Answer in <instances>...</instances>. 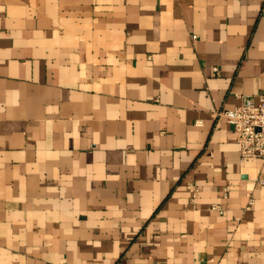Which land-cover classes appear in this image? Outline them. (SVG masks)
<instances>
[{"label": "crops", "instance_id": "obj_1", "mask_svg": "<svg viewBox=\"0 0 264 264\" xmlns=\"http://www.w3.org/2000/svg\"><path fill=\"white\" fill-rule=\"evenodd\" d=\"M263 91L264 0H0V264H264Z\"/></svg>", "mask_w": 264, "mask_h": 264}, {"label": "built area", "instance_id": "obj_2", "mask_svg": "<svg viewBox=\"0 0 264 264\" xmlns=\"http://www.w3.org/2000/svg\"><path fill=\"white\" fill-rule=\"evenodd\" d=\"M215 71L219 72L217 68ZM218 115L224 117L237 133L242 163L251 158L264 161V91L255 95H243L238 106L231 110L222 109ZM260 182L264 183V179ZM190 187L193 188L191 185ZM228 192L227 187L224 190L225 197ZM196 196L197 191L194 192L193 198ZM212 208L220 212L224 210L220 204L213 205Z\"/></svg>", "mask_w": 264, "mask_h": 264}]
</instances>
